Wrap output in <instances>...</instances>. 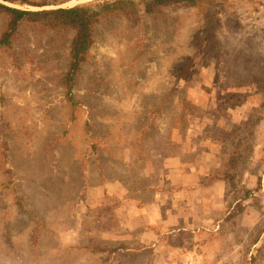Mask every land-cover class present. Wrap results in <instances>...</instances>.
I'll list each match as a JSON object with an SVG mask.
<instances>
[{
  "label": "rangeland",
  "instance_id": "rangeland-1",
  "mask_svg": "<svg viewBox=\"0 0 264 264\" xmlns=\"http://www.w3.org/2000/svg\"><path fill=\"white\" fill-rule=\"evenodd\" d=\"M29 1L0 3L104 0ZM136 5L96 24L75 103L72 30L0 47V264H264V0Z\"/></svg>",
  "mask_w": 264,
  "mask_h": 264
},
{
  "label": "trees",
  "instance_id": "trees-1",
  "mask_svg": "<svg viewBox=\"0 0 264 264\" xmlns=\"http://www.w3.org/2000/svg\"><path fill=\"white\" fill-rule=\"evenodd\" d=\"M28 4H33L29 0H19ZM210 0H145V11L152 13L162 6H176L181 4H191L197 7H204ZM40 5V4H33ZM0 12L7 15V25L0 36V47L9 46L13 35L17 32L23 21H31L42 25L44 28L52 29L55 32L72 30L73 36L69 42L68 64L62 74V85L68 100L73 102L72 86L74 79L86 61L87 53L94 41L93 33L95 26L103 19L112 15L122 14L127 17L136 15V0H104L92 5H75L71 7H58L50 10H24L0 3ZM235 161V159H233ZM228 163L220 170L219 175L213 176L215 179H227L233 186V178Z\"/></svg>",
  "mask_w": 264,
  "mask_h": 264
},
{
  "label": "crops",
  "instance_id": "crops-1",
  "mask_svg": "<svg viewBox=\"0 0 264 264\" xmlns=\"http://www.w3.org/2000/svg\"><path fill=\"white\" fill-rule=\"evenodd\" d=\"M180 161H181V160H180ZM180 161L177 163V164H178V166H179V165L183 166L185 163H184V162H182V161L180 162ZM101 192H102V189H101Z\"/></svg>",
  "mask_w": 264,
  "mask_h": 264
}]
</instances>
